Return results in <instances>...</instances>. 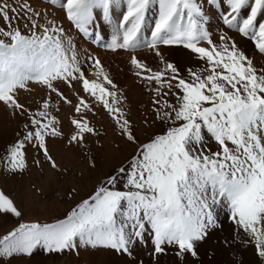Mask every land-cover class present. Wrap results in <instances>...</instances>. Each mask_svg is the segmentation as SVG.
I'll use <instances>...</instances> for the list:
<instances>
[{"label":"snow or ice","instance_id":"1","mask_svg":"<svg viewBox=\"0 0 264 264\" xmlns=\"http://www.w3.org/2000/svg\"><path fill=\"white\" fill-rule=\"evenodd\" d=\"M214 17L226 29L218 38ZM81 37L127 54L150 94L139 125L126 90ZM171 47L196 63L182 69L162 50ZM0 105L21 122L0 154L10 175L33 165L65 175L67 151L95 170L105 117L115 149L132 147L63 218L0 235V264L42 254L75 264L101 251L118 264H145L143 255L199 264L210 253L209 264H264V0H0ZM77 195L70 187L68 199ZM8 215L24 213L0 189Z\"/></svg>","mask_w":264,"mask_h":264},{"label":"rangeland","instance_id":"2","mask_svg":"<svg viewBox=\"0 0 264 264\" xmlns=\"http://www.w3.org/2000/svg\"><path fill=\"white\" fill-rule=\"evenodd\" d=\"M117 14H119V10H117ZM211 24L213 25L211 30L214 33V38H218L222 32L221 30L223 29L224 31L225 29L221 26L222 21L214 17L211 20ZM103 31L107 33L104 40L106 45L111 40V28L105 26ZM232 34L234 35L235 33ZM146 35L150 34L146 33ZM81 44L84 49L100 57L105 66L114 75L116 82L126 90L132 103V118L139 125L144 114V106L149 104L150 94L144 90L132 74L127 54L122 51L113 53L105 46H98L84 40L82 37ZM252 48V42H247L246 49L251 52ZM169 49L174 51L173 54L169 52L168 48H163L162 50L169 60L178 62L182 69L185 64L196 63L193 55L188 50L182 47H171ZM177 50H182L187 56H181L180 51ZM141 55L146 58L149 64L156 66V58L149 54L147 50H143ZM20 123L18 119L9 117L7 110L0 105V154H2L5 145L15 138V133L20 130ZM104 125L107 127V135L102 141L104 148L94 149V154L97 156L98 161V166L95 170H89L84 158L73 151L65 152V158L61 160V163L70 169L69 173L65 175L55 172L47 165H44L41 169L33 165L25 173L18 175H10L3 167H0V189L13 198L24 213L19 219L11 215L0 217V235L6 234L22 221L51 223L57 218H63L75 203L87 197L99 179L114 164L130 156L132 152L131 146L122 145L121 149H115L114 142H119V140L113 133L106 117ZM60 143L59 141L57 142L58 145ZM29 159L31 161V155ZM70 187H76L79 192V195L71 200L67 197ZM220 219L224 220L223 214H221ZM224 229L225 231L222 235L231 234L232 224L230 221L225 222ZM215 243L216 241H213V244ZM141 258L147 264V255H143ZM227 258L226 249L219 250L215 256L218 262H224ZM212 259L211 253L208 256L202 255L199 264H209ZM17 264H64V261L57 256L49 257L42 254L33 258L21 257ZM75 264H118V260L114 254L101 251L97 253H82L79 260L75 261Z\"/></svg>","mask_w":264,"mask_h":264},{"label":"bare ground","instance_id":"3","mask_svg":"<svg viewBox=\"0 0 264 264\" xmlns=\"http://www.w3.org/2000/svg\"><path fill=\"white\" fill-rule=\"evenodd\" d=\"M224 30H225V29H224ZM221 31H223V29H222ZM168 50H169V52H171V53L173 54L174 51H173L172 49H169V48H168ZM175 51H176V50H175ZM177 51H180V55H181V56H187V55L184 54L185 52H182V50H177ZM171 53H170V54H171ZM253 259H255V258L253 257ZM255 264H259V261L256 260V261H255Z\"/></svg>","mask_w":264,"mask_h":264}]
</instances>
